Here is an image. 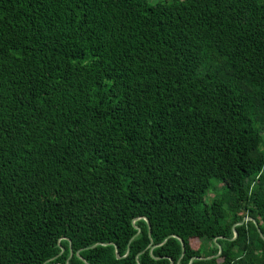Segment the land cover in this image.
I'll return each mask as SVG.
<instances>
[{
	"label": "trees",
	"instance_id": "1",
	"mask_svg": "<svg viewBox=\"0 0 264 264\" xmlns=\"http://www.w3.org/2000/svg\"><path fill=\"white\" fill-rule=\"evenodd\" d=\"M150 1L0 0V264H264V0Z\"/></svg>",
	"mask_w": 264,
	"mask_h": 264
},
{
	"label": "rangeland",
	"instance_id": "2",
	"mask_svg": "<svg viewBox=\"0 0 264 264\" xmlns=\"http://www.w3.org/2000/svg\"><path fill=\"white\" fill-rule=\"evenodd\" d=\"M158 0H151L150 2L151 3H155V2H157ZM192 244H193V246L194 247H197L198 245H199V241H197V240H193L192 241Z\"/></svg>",
	"mask_w": 264,
	"mask_h": 264
},
{
	"label": "water",
	"instance_id": "3",
	"mask_svg": "<svg viewBox=\"0 0 264 264\" xmlns=\"http://www.w3.org/2000/svg\"><path fill=\"white\" fill-rule=\"evenodd\" d=\"M182 247H183V249H184V245H183V242H182ZM116 254H117V251H116ZM171 264H172V262H171Z\"/></svg>",
	"mask_w": 264,
	"mask_h": 264
}]
</instances>
